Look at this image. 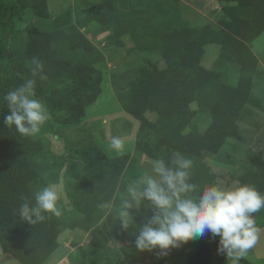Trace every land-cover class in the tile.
Here are the masks:
<instances>
[{
	"label": "trees",
	"instance_id": "1",
	"mask_svg": "<svg viewBox=\"0 0 264 264\" xmlns=\"http://www.w3.org/2000/svg\"><path fill=\"white\" fill-rule=\"evenodd\" d=\"M24 1L36 17L47 18L46 0ZM218 2L221 15L215 21L224 32L225 40H230V48L238 49L241 64L254 67L252 75L242 76L240 89L217 77L215 81L189 90L181 99L172 102L170 108H165L171 102L159 99L151 82L157 67L151 60H146L137 65L133 76H124L123 82L127 79L128 82L116 90L122 107L140 121L135 151L165 160L176 151L188 156L193 160L192 182L201 188L216 183L215 174L203 159L204 154L217 152L227 137H239L237 119L252 113L251 108L244 105L256 102L250 96V90L256 81H264L255 69L253 53L246 48L264 31V0ZM83 24L96 25V32L106 33L108 44L115 41L121 45V38L126 37L131 40L134 50L159 53L155 41L129 10L128 0H98L77 25L69 24L63 29L42 31L32 27L28 32L25 54L30 63L33 56L39 57L48 76L47 81L38 80L37 93L43 94L52 80L70 79L68 87L49 90L46 98L52 109L67 113L65 120L69 122L78 121L101 91L93 63L101 61L102 55L80 30ZM70 53L80 56L72 57ZM28 66L22 67L21 73L14 69L4 76L0 64V251L10 254L21 264H42L56 249L63 227L80 228L87 233V238L72 254V264H133L144 252L135 248L136 229L130 227L124 232L119 222L114 223L108 214L109 209L99 205L112 202L119 206L127 184L140 175L135 154L111 159L99 154L86 156L79 170L71 169L70 177L76 183V210L72 214L62 217L61 211L57 217L46 213L45 221L35 225L20 219L18 209L25 202L22 198L34 204L36 191L58 182L56 162L52 160L45 141L34 135H21L14 126L7 127L3 123L8 113L3 97L30 77ZM175 85H166L164 91ZM195 100L200 107H211L217 122L203 132H199L193 121L195 112L198 114L199 111L189 106ZM145 111L154 112L157 120L148 121L144 117ZM239 182L252 184L264 193V160L261 155L252 158ZM151 215V209L142 206L136 212L137 225L145 222V216ZM218 242V237L206 234L191 241L190 251L180 246L167 252L181 264H221L225 256L218 253ZM244 264L251 263L245 261Z\"/></svg>",
	"mask_w": 264,
	"mask_h": 264
},
{
	"label": "rangeland",
	"instance_id": "2",
	"mask_svg": "<svg viewBox=\"0 0 264 264\" xmlns=\"http://www.w3.org/2000/svg\"><path fill=\"white\" fill-rule=\"evenodd\" d=\"M46 4L48 16L39 18L24 0H0V64L4 76L14 69L21 73L22 67L30 64L25 51L28 32L32 27L42 31H53L63 29L69 24L77 25L78 21L85 17L87 10L98 4V0H46ZM208 7V14L213 18L221 15L219 2L214 1ZM83 25L80 30L102 55L101 61L93 63L97 70L95 74L99 76L97 83L101 90L95 102L85 108L84 115L78 121L69 122L65 120L67 113L52 109L47 104L46 98L50 94L49 90L68 87L71 84L70 79L63 78L60 82L52 80L51 86L44 89L43 94L37 93L38 98L47 105L51 118L34 136L45 141L52 154V160L56 162L58 182L52 185H55L60 195L58 207L63 212L62 217H67L76 210L74 200L76 183L70 177L71 169L79 170V165L85 162L86 156L99 154L111 159L123 154L129 156L135 154L138 157L140 175L149 168L150 161L156 159L135 151L139 121L121 108L114 92L115 82L118 79L116 74L146 60H156L159 54L132 49V42L126 37L121 38V45L115 41L108 44L105 40L106 33L96 32V25ZM236 43L242 44L239 41ZM247 47L249 52L253 51L258 56L253 54L256 59L255 69L264 78V31L250 45H246ZM231 49V57L234 59L231 60V64H241L237 56L240 53L238 49L235 47ZM70 55L80 56L76 53ZM250 96L256 102H246L244 106L251 108L252 113L237 119L239 137H227L217 152L204 154V161L215 174V184L231 186L239 181L243 172L250 167L254 156L261 155L264 160V81H256V85L250 90ZM189 106L191 107V102ZM192 109L198 110L199 115L202 111H208L198 105ZM148 117L151 119L155 115L148 113ZM209 121L208 115L203 119L200 118V126L197 127L198 130L200 129L199 132L206 130ZM113 136L125 140L123 154H118L110 148V140ZM255 218L261 228L260 239L240 264H244L245 261L251 264H264V210L255 213ZM86 238L87 233L80 228L63 227L58 236L56 249L42 264H61V259H64L65 264H72L73 252L84 244ZM190 245L191 241L181 247H186V250L190 251ZM71 249L73 252L70 251ZM159 252V249L145 250L133 264H181L168 252L167 255H160ZM65 253H68V257H65ZM0 264L21 263L10 254L0 251ZM221 264H230V262L225 257Z\"/></svg>",
	"mask_w": 264,
	"mask_h": 264
},
{
	"label": "clouds",
	"instance_id": "3",
	"mask_svg": "<svg viewBox=\"0 0 264 264\" xmlns=\"http://www.w3.org/2000/svg\"><path fill=\"white\" fill-rule=\"evenodd\" d=\"M28 67L30 77L3 97L8 110L3 123L30 137L41 130L51 115L37 96L38 80H48L45 64L33 56ZM125 144L119 136L110 140V148L118 154L124 153ZM192 168L193 160L179 151L169 160L154 159L147 170L127 184L119 206L112 202L99 206L109 209L108 214L124 232L130 227L136 229L134 244L139 251L159 249L160 255H167L170 248L211 234L219 238L218 253L230 264H240L260 239L261 228L254 214L264 210V193L239 181L231 186L209 184L201 188L192 182ZM22 199L25 202L18 215L30 225L45 221L46 213L61 215L55 185L36 191L34 204ZM142 206L150 208L152 215L145 216V222L137 225L136 212Z\"/></svg>",
	"mask_w": 264,
	"mask_h": 264
},
{
	"label": "crops",
	"instance_id": "4",
	"mask_svg": "<svg viewBox=\"0 0 264 264\" xmlns=\"http://www.w3.org/2000/svg\"><path fill=\"white\" fill-rule=\"evenodd\" d=\"M214 1L218 2V0H128L129 10L158 47L159 58L151 60L157 67L151 82L159 99L171 102L165 108H170L172 102L181 99L189 90L215 81L217 77L226 84L233 85L235 89H240L242 76L247 73L252 75L254 71L251 64H231V60L234 59L231 57L230 40H225L224 32L215 18L208 14V6ZM252 53L255 54L253 51ZM136 70L137 66L116 74L118 79L115 82V95L116 90L128 82V79L123 82L124 76H133ZM173 83L176 84L175 87L164 91L166 85ZM196 100L191 102L190 109L198 105ZM118 102L127 112L119 100ZM204 106L202 109H208L207 112L201 110L202 113L199 115L196 111L193 116L198 128L200 118L203 119L206 115L210 119L209 126L217 124L211 107ZM127 113L137 119L132 113ZM148 113H153L155 117L150 119ZM144 117L150 122L157 120L154 112L145 111ZM70 251L73 252L72 249ZM65 257H68V253H65ZM60 263L65 264L64 259H61Z\"/></svg>",
	"mask_w": 264,
	"mask_h": 264
}]
</instances>
